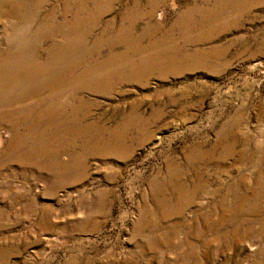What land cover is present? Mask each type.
Masks as SVG:
<instances>
[{
	"label": "rangeland",
	"instance_id": "1",
	"mask_svg": "<svg viewBox=\"0 0 264 264\" xmlns=\"http://www.w3.org/2000/svg\"><path fill=\"white\" fill-rule=\"evenodd\" d=\"M0 264H264V0H0Z\"/></svg>",
	"mask_w": 264,
	"mask_h": 264
}]
</instances>
